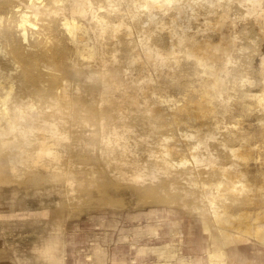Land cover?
Instances as JSON below:
<instances>
[{
	"label": "clouds",
	"instance_id": "obj_1",
	"mask_svg": "<svg viewBox=\"0 0 264 264\" xmlns=\"http://www.w3.org/2000/svg\"><path fill=\"white\" fill-rule=\"evenodd\" d=\"M0 264H264V0H0Z\"/></svg>",
	"mask_w": 264,
	"mask_h": 264
}]
</instances>
